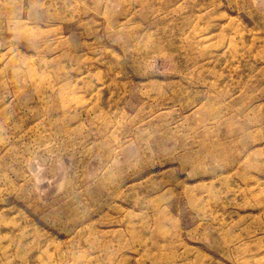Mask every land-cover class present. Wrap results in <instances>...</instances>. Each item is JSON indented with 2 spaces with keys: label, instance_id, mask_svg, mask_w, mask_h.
<instances>
[{
  "label": "rangeland",
  "instance_id": "1",
  "mask_svg": "<svg viewBox=\"0 0 264 264\" xmlns=\"http://www.w3.org/2000/svg\"><path fill=\"white\" fill-rule=\"evenodd\" d=\"M0 264H264V0H0Z\"/></svg>",
  "mask_w": 264,
  "mask_h": 264
},
{
  "label": "bare ground",
  "instance_id": "2",
  "mask_svg": "<svg viewBox=\"0 0 264 264\" xmlns=\"http://www.w3.org/2000/svg\"><path fill=\"white\" fill-rule=\"evenodd\" d=\"M1 8L3 9V7H1ZM4 8H5V5H4ZM204 9H208V7L204 8ZM204 9H201V10H204ZM31 24H32L31 22L30 23H23V22L19 23V25L16 28L19 38H25V37H27V36H29L31 34L30 33V28H29ZM35 39L37 41L42 42L44 46H47L46 48L50 47L55 42L58 43L59 47L64 48L65 43H66L65 41L62 40L63 39V35H62L61 32H59V30H57V28L51 29L48 32V34H46V35L43 33V35H41V36H36ZM47 42L50 43V44H48ZM55 60L58 61L59 65H64V64H66V62L72 63V61L74 59H73L72 56L69 55L68 52H65V54H60L59 56H54V58L52 57L51 62H54ZM46 62H47V60L42 58V63H43V66H44V69H43V71L41 73L43 82L47 81L48 77H50V75L48 73H51V72L47 71V68H45L47 66V64H48ZM86 67L87 66H85L83 64V65L79 66V70H78V68H76L74 70L71 69V71H65V70H63V68H57L55 73L57 74V76H59L60 78H63L67 82V80L72 78L73 76H77V75L80 76L81 73H79L78 71L81 72V71H83V68H86ZM31 75H34V74L31 72ZM205 152H206V157H205L206 161H205V163H208L209 161L210 162H214L218 158L222 157V154H223V152L221 151L220 148H217L215 151H211L210 149H206ZM200 162H202V159L198 160L196 162V164L199 165ZM161 232H163V231L161 230ZM146 255L152 256L150 251H148V253ZM152 259L154 260V256H152Z\"/></svg>",
  "mask_w": 264,
  "mask_h": 264
}]
</instances>
